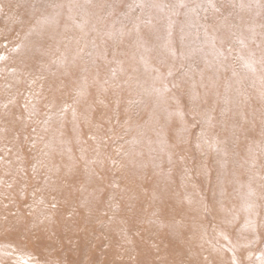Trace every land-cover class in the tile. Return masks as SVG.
<instances>
[{
    "label": "rangeland",
    "instance_id": "374dc122",
    "mask_svg": "<svg viewBox=\"0 0 264 264\" xmlns=\"http://www.w3.org/2000/svg\"><path fill=\"white\" fill-rule=\"evenodd\" d=\"M170 1L171 3H173L171 11L168 8L170 5ZM170 1L160 7V10L158 9L159 11H161V13L157 19H162L163 21V24H161V32L159 34L155 33L149 36L151 39V43L153 44V49L155 47L154 44L156 45V47L162 48L154 49V53L148 52V60L145 56L146 58H144L145 60L143 62V66L140 65L141 67L136 64L128 68H125L122 65H116L117 63L112 60L111 56L105 57L103 61H96V56L99 53L97 48L98 44L96 43V38L98 36L96 33L97 27L101 26L108 29L109 26H111L108 20L117 17V15L122 12V9L127 4V0H117L118 3L116 2V6L112 7L111 5L109 6L110 8L106 7V9H104V12H102V16L107 20V24L104 25H93V23H91L90 15L86 14L84 11L79 12L76 17H73V23H67L64 25L54 21L53 24L55 29L65 31L68 40H82V43L76 47V53L78 52V56H65L63 57L62 61L56 62L58 65L55 63L56 65L54 66V63H52L50 60L41 61L39 67L35 66L36 69H29V73H34L36 71L35 73L38 74L39 71L37 70H41V73L47 74L56 72L66 73L65 71L72 69L74 66L82 67L84 65L86 70L85 73L81 74V76L78 75L80 82L83 85L88 84V81L90 80L89 72H93L102 64V66L114 70H124L127 72L126 74L131 75V77L133 76V74L138 75L139 80L143 86L142 89L139 90L140 93L145 95V97L143 98L144 102L142 100H138L137 98L134 99L135 104L133 100H128L129 103L133 102L135 107L133 106V104H131V107L127 106L125 112L124 104L121 101L122 99L119 102L109 99L103 100L102 103L106 105L100 104V108L107 107L108 109H110V111H108L107 114L103 113L100 118L96 115L93 116V114L89 117L84 116L86 122L84 121L82 123H79L77 126L88 130L89 127H92L97 123L98 125H96L98 127L94 125L96 129L100 128L99 130L103 132H105V130L103 129H106L107 137L104 138V136L101 138L100 135L94 136L92 134H88V137L84 142V146L86 147L85 151L87 152H85L86 154L84 153L81 157L83 161L82 163H80L81 159L79 160V158L75 154V149L70 150V154L66 159H64V157L48 155L50 158H47V160L49 161L48 163H50L51 161H55L56 165H62L64 160L70 161L72 163L74 162V160H76L81 164L72 166L71 170L66 173V176H71V178L76 176L75 178L79 179L76 182L77 184H74V187L69 179L66 180V183H64L63 185L64 190L71 191V196H74V194L81 189L90 187L91 184L98 181H104L109 185V173L111 171L121 172L123 179L120 185H118L117 182L115 183L118 186L117 188L120 190L119 191L116 188L115 193H122L126 188L127 191H131L136 186H143L142 189H147L146 193L144 190L139 189V195L141 194V196L140 199L138 197L137 200H142V202L145 201V203L147 200H149V198H151V195L149 194L151 193L152 189H156L160 193L171 192L175 194L176 192H178L177 194L178 196H180V198L184 196L183 198L185 199V202H183V204L180 200L175 203L179 204L177 207L178 210L172 208L169 210L164 209L163 211L165 213V217H174L173 219H175L176 217V220H181L177 223L172 222V226L174 224L180 226L179 223H183V225L187 228L186 239L184 243L180 241H178L177 243L176 240H174V242H176L175 245H171V243H169L162 247L156 246V244L154 246H151L152 250H156L158 252L163 251V258L167 256V260L163 261L162 263L264 264V178H262V173L264 171V122L258 130H254L252 129V127L246 130L247 125L250 124L248 121H244L241 113L236 118L227 120L223 118V122L220 123V130L218 131V133L223 137L224 140L227 141L228 144L226 143V145L220 147L222 152L217 151V149L214 148L212 144L201 141L199 126L197 124L198 122H190L193 114H189L187 111L183 110V107L180 109L182 110V112H180L178 108H173L172 111L170 110V112L165 109V105H173V98L171 99V103L170 96H176L179 98L180 103L182 102L183 96L181 95L184 86L175 88V85L173 84L177 82V78L181 79L184 76H187L189 72L187 73V71H185V67L179 70H172L170 68L164 67L160 64V62H157L161 61L165 56L170 55L166 53L168 49L169 51H171V53L179 49L180 44L175 43L176 33L174 28L175 26H177V24L186 22L188 26L192 27H190L192 33L196 34V31H198L199 28V32L203 33L202 36L198 34V36L196 35V37H194L192 40L188 39L189 43L187 42L190 46L193 47L194 50H196L193 52L199 53L198 55H196L198 59H203L211 72H214L215 68L212 69L211 67H209L210 64H213V66H216L218 68H223L227 71H232L235 66L233 63V55L235 56L236 61L239 62L241 58L240 54H236L237 52L234 51V53H232L230 56L231 59L229 56L227 59H221L222 57L217 55V60H212L211 58H209V56H207V52L211 51L210 49L220 48V50H222V53L226 57L228 51L231 50V37H229L227 27L223 26L222 24L223 22L230 20L232 13L237 14L240 11V0H207L205 8L209 10V15L205 17L206 19H200V17L192 19L189 15L191 12H186L183 8L184 4L182 3V1L184 0ZM89 2L93 1L89 0ZM156 2L157 0H149V4L146 7L144 3H142L141 6L138 5L140 8L136 6V14L138 16H144L145 21H152V18L155 14ZM262 3L264 4V0H262ZM193 4L194 1L192 3H189V5L191 6ZM90 5V8L93 7L97 9V7L93 6L94 4ZM3 10L0 13V16L3 15L4 19L5 13L3 12ZM164 13L170 14L168 17L170 18L169 21ZM261 18L262 17H259L258 15L255 16V20L257 22L260 21ZM3 19L0 17V30L5 26L7 27V29L9 28V26L5 25V21ZM76 23H78L77 26ZM213 24L214 27L217 26V24L219 25L218 38H214L210 36V34L209 38L205 36L208 35L207 32L210 30V26ZM166 27H168L167 34L163 35V30ZM85 28V32L81 33L82 29L84 30ZM77 29L79 31H77ZM127 30L124 29L125 33ZM104 36L108 38L107 35L104 34ZM137 38L139 40V37ZM7 43H9V41L7 40V35L5 38H0V44L5 45ZM235 43H237V39L233 41V44ZM34 51H37V49H34ZM6 52V50L0 52V55L4 56L2 58L5 60L12 59L13 56L5 55ZM242 54L244 55L248 53ZM250 54L252 53L250 52ZM153 56H155V61L153 60ZM99 61H101V64L97 63ZM149 61L153 63V66H150L151 63H149ZM176 61L179 65L181 59L177 56ZM258 63L260 69H264V62L260 61ZM57 67L59 70L57 69ZM54 69L57 70L54 71ZM239 75L233 74L232 76H230L237 77V81L236 83L228 81L223 91L226 90L227 93H231L233 89H235L239 94H242L244 91L251 92V89L254 87L252 79L248 77L246 79L242 76L239 77ZM156 78L157 80H155ZM61 79L62 81H65L64 79H66V77H63ZM7 84L8 83H6V86ZM1 86L2 84L0 83V87ZM77 87L78 86H75L71 89H60L59 91H56V89L54 88V90L47 88L44 90V92L46 94L52 93L55 97L67 98L68 100H70L77 97L79 91L81 90L80 88L77 89ZM256 87L261 88L260 86L255 85V89ZM3 88L5 87L3 86ZM36 88H38L37 84ZM163 89L165 90V94L163 93L164 96L161 94V92L164 91ZM88 90L91 94H94L93 88L91 86L88 87ZM139 90L136 92L138 93ZM121 97L122 96L120 95V98ZM140 101H142L143 103H141ZM154 103L155 105L158 104L157 106H159L160 104L162 105V108L159 109L160 116L163 118V120L165 118H168L169 126L171 128L177 127L178 135L169 138L170 144H185L187 146V144L191 143V140L198 142V145L204 151V158L200 153H193L191 161L186 158L183 161H175L173 157L167 156V150H164V146L161 140H152L147 137V139L142 138V140L137 144V148L139 149L149 147V149L155 155L153 160L149 164H146L143 161H133L126 164V161H124V156H119V154L124 150L123 147L127 143L126 140L133 136V129H131V131L129 129L125 133V130L120 129V125H123L125 120L127 123L131 122L132 126H134L135 128L137 126H140V121H142L143 115H140V113L138 112L142 111L143 113H146L147 109L150 106L154 105ZM235 107L241 110L240 106L236 105ZM64 108L66 110L63 109L59 112L58 119H61L63 117L62 119L66 120V115H69L67 111L69 107L65 106ZM251 108L254 111L257 110L258 112L259 105L258 107L251 106ZM50 109H53V106H51ZM221 111L226 112L228 117V113L231 112V108H227L226 106V109L223 107L221 108ZM110 112L112 113V115ZM29 113L32 114L31 111ZM37 113L35 112L36 115ZM44 113V107L41 106V121ZM181 116L184 119L187 118L185 120L188 121V125L186 124V126H188L187 129L186 126L184 128L181 125ZM2 118H5L4 123L9 127H16L20 122L19 119H17L13 114V112H10L8 110H5V112H1L0 119ZM115 119L121 120L116 122ZM90 121L93 123H91ZM132 121H134V123ZM155 121L156 123H154ZM113 122L116 123L113 124ZM160 122H162V120L159 117H157L156 120L153 118H146L143 124L151 125L159 124ZM112 126H118L119 129H112ZM45 128L48 127L46 126ZM56 128L58 129L59 126H57ZM110 134L112 135L110 136ZM16 140L17 138L14 136L11 137V139L6 137L4 139V136H0V145L2 146V148L0 149V216L4 218V224L2 227H0V264H131V260L127 258L125 253V251H127L128 245H133V243L135 244L136 242L138 243L141 238H147L148 235L158 236L160 234L158 237H160L161 235L165 236H161V238H166L167 235H169V233L166 234V232L168 231L167 227H157V230L154 228L156 231L154 229V231L147 230L146 232L143 230L146 223L145 221L148 222L150 220V218L148 220V217H151L150 214L148 216L147 212L150 211L149 213H152L153 211L151 210H153L154 208L153 205H149L145 206L144 213L148 217H145L146 215H143L138 219L137 217H130V220H135L132 222L128 219L129 221L127 220L124 223L125 228L124 230H122V235L118 236L117 233L113 232V234L111 233L110 236V238L112 237L110 239L111 242H107L105 235V233L107 232L105 228L112 225V223L114 224V222L116 221L113 220L112 222L107 214L104 215V213H102L100 216H97V214L101 212L103 196L104 194H107L109 190L106 189L107 192L105 191L104 193L99 195L98 199L94 196H91V199L88 197H83L78 200H71L66 198L68 200L67 202H69L70 204V210L67 212L65 211L66 213L63 212L64 214L60 211L62 214L59 212L58 215V213L56 212L57 210L52 209V207L46 208V202L48 200L50 201V199L52 198V192L46 191L45 188L48 187L47 184H49V186H55L54 184L56 178L55 176L48 175L47 172L42 170L41 191H43V194H45L46 197L44 198L47 201L43 199V201L45 202V204H43L44 202H42L41 199V209L45 210L41 212L40 216L42 222H45V224L48 225V228H42L41 224L43 223H40L38 221L37 224L39 225V228L33 226V228L31 229L30 223L32 221H30L29 218V210L32 207L40 205L35 203L34 206H31L32 199L29 198V194L27 193L28 188L27 191L21 194L17 193V188L19 181L22 180V178L20 177L21 173H25L29 168H31L33 162L32 159L23 160L22 165L19 169H17L18 167L15 166L14 161H10V157L15 160V157L21 155L23 156V154L27 155L25 153L29 152L28 149H32L34 145L32 147H27L26 150H23L22 147L21 150L16 152L12 147V145L16 143ZM176 142L180 143L176 144ZM198 145L197 148L199 147ZM180 152L181 150L177 149V151L174 152V155H177ZM99 153H105L103 154L104 156L108 154L107 158H105L107 160H105V165H107L108 163L109 164L107 166H101L102 168L100 167L96 170V164L94 161H96L97 158L94 157ZM109 155L110 159L112 156L119 158L116 161L115 159L111 161L110 159L108 160ZM199 155L200 158H198ZM209 158H211L213 161V167H209ZM142 163H145V165H141ZM214 163H219L225 168H218ZM43 164L45 163H43L41 160V165H36H38V168H40L41 166V168L43 169ZM119 166L122 167L120 168ZM179 170L181 172H184L183 174L186 175L187 180L181 179V181H173L170 178H166L168 177L167 175L170 176V174L178 173ZM76 173H79L78 177ZM91 173H94L97 177H95V175L93 174V176H90ZM6 177H8L9 181L8 179H5ZM154 178L155 181L154 183L152 182V188L150 181ZM32 183L33 182L30 181L29 185L32 186ZM75 185H77V187ZM195 185L197 186V189H199V191L191 190V187ZM209 189H211L210 192ZM243 190L246 191L247 194H243ZM215 191L217 192V195H215ZM162 200L167 203V200L165 198ZM186 200L187 202H189L188 200H190V202H192V200L196 202L198 201V203H202V207L204 204L205 208H202L203 215L197 214L192 210V207H188L187 205H190L191 203H186ZM94 201H96L95 205ZM97 201H100L101 204ZM59 205L63 204L60 203ZM206 206L210 209H215V207H223L224 210L222 213L214 214V212H206V210H208ZM82 210H85V213ZM92 212L95 213L93 214ZM74 214L75 217L73 216ZM76 214L78 215V217L76 216ZM141 219L142 223L140 222ZM168 221L171 220L169 219ZM190 221L194 222L190 223ZM134 222H137L136 226ZM61 229L65 230L62 231ZM174 229L176 228L171 229V231H173ZM112 230H114L113 227ZM103 231H105V233ZM118 238L119 242L121 240V253H117V255L115 253V250L113 249V245L116 243V246H114L117 247ZM107 243L110 244L111 248H108L109 245H106ZM84 247L86 248L84 249ZM106 248H108V250ZM137 260H139V258H137ZM155 262L156 261H153L151 263L155 264Z\"/></svg>",
    "mask_w": 264,
    "mask_h": 264
},
{
    "label": "bare ground",
    "instance_id": "6f19581e",
    "mask_svg": "<svg viewBox=\"0 0 264 264\" xmlns=\"http://www.w3.org/2000/svg\"><path fill=\"white\" fill-rule=\"evenodd\" d=\"M92 1L93 2H89V0H0V13L3 9V12L5 13L4 19L3 15H1L0 17L5 21V25L9 26L8 29L5 26L0 30V38H5L7 35V40L9 41V43L5 45L0 44V52L6 50L7 52L5 55L13 56L12 59L5 60L2 58L4 56L0 55V83L2 84V86L0 87V114L2 111L5 112V110H8L10 112H13L16 118L20 121L18 126L9 127L4 123L5 118L0 119V136H4V139L5 137L9 139H11V137L13 136L16 137V143L12 145L14 151L16 152L21 150L22 147L23 150H26L27 147H32L34 145L32 149H28L29 152L25 153L27 155L23 154V156L21 155L15 157V160L10 157V161H14L15 166L18 167L17 169L20 168L23 160L32 159L33 163L31 165V168H29L25 173H21L20 177L22 178V180L19 181L17 188V193L19 194L24 193L28 188L27 193L29 194V198L32 199L31 206H34L35 203L40 205L42 202H44V197H46L45 194H43V191H41V170L47 172L48 175L55 176L56 178L54 184L55 186H49V184H47V188L50 189L45 188L46 191L52 192V194L50 193L52 196L50 201H47L46 199L45 201H47L46 208L52 207V209L57 210L56 212L58 213V215L60 211L63 213L70 210V204L69 202H67L68 200L66 198L71 200H78L83 197L90 198L91 196H94L98 199L99 195L109 190L107 194H104L103 196L101 212H99L98 214L96 212L97 216H100L102 213H104V215H108L109 219L112 222L113 220L116 221L114 222V224L112 223V225L105 228L107 233L103 231L106 235V241L109 243L111 242L110 239L112 238H110L111 233H117L118 236L122 235V230H124L125 228L124 223L130 217H137L138 219L143 215L145 216V206L153 205L154 208L153 210H151L153 212H147L148 216L150 214L151 217H148L147 215L145 216L148 217V220L150 218V220L148 222L145 221L146 223L143 230L146 232L147 230L152 231L157 227H167L168 231L166 232V234L169 233V235H167L166 238H161L162 235L158 237L160 234L158 236L148 235L147 238H141L138 243L136 242L135 244L133 243V245H128L127 251H125V253L127 258L131 260V264H152L151 262L153 261H156L155 264H165L162 262L167 260V256L163 258V251L158 252L156 250H152L151 246H154L156 244V246L162 247L169 243H171V245H175L176 242L178 243V241L184 243L186 239L187 228L183 225V223H179L180 226L175 224L172 226V222L177 223L181 220H176V217L175 219H173L174 217H165V213L163 212L164 209L169 210L173 208L178 210L177 207L179 204L175 203L180 200L183 204V202H185V199L183 198L184 196L180 198V196H178L177 194L178 192H176L175 194L171 192L160 193L156 189H152L151 193L149 194L151 195V198H149V200H147L145 203V201L142 202V200H137V198L139 197L140 199L141 196V194L139 195L138 190H144L142 189L143 186H136L131 191H127L126 188L122 193H115L116 188L118 187L115 183L117 182V184L120 185V183L123 181L121 172L119 171H111L109 173V185L104 181H98L91 184L90 187L81 189L80 191L75 193L74 196H71V191H66L63 187L64 183H66L65 181L68 179L69 181H71V184H73V187L74 184H77L76 182L79 180L75 178L76 176L72 178L71 176H66V173L71 170L72 166L83 162L81 157L85 152H87L85 151L86 147L84 146V142L86 141L88 134H92L94 136L100 135L101 138L104 136V138L107 137L106 129H103L105 130V132L100 131V128H97L98 130L96 129V127H98L97 123V125L94 124L96 125V127L93 125L92 127H89L88 130L78 127L77 125L85 121L84 116L89 117L93 114V116L96 115L100 118L103 113L107 114L110 109H108L107 107L100 108V104H104L102 103V101L105 99H109L112 101L116 100L118 102L122 99L121 101L123 102L125 107L124 112L126 111L127 106L133 104L134 99L137 98L138 100L143 101L145 95L140 93L139 90L143 87L142 83L139 80V76L133 74V76L131 77V75L126 74L127 72L124 70H114L104 67L101 64V61L97 62L101 65L96 70H94L93 72H89L90 80L88 81V84L83 85L81 84L78 75L81 76V74L85 73L86 70L84 65H81L82 67L74 66L72 69L65 71L66 73L56 72L47 74L41 73V70H37L39 71L38 74L35 73L36 71L34 73L28 72L29 69H36L37 66L39 67L41 61L44 60H50L52 63H54V66L57 64L56 62L62 61L63 57L65 56H78V52L76 53V47L82 43V40H68L65 31L55 29L53 24L54 21L64 25L67 23H73V17H76L79 12L84 11L86 14L90 15L91 23H93V25L96 26L107 24V20L102 16V12H104V9H106V7H109L111 5L112 7L116 6L117 0ZM168 1L170 0H157L155 4V14L152 18V21L147 20V22L145 21L144 16L142 17V15L138 16L136 14L135 7L138 5L141 6L142 3H144L146 7L149 4V0H127V4L122 9V12L118 14L117 17L108 20L112 27L109 26L108 29L101 26L97 27L96 33L98 36L96 38V43L98 44L97 48L99 53L96 56V61H103L105 57L111 56L112 60L117 63L116 65H122L125 68L132 67V65L135 64L138 66H143V62L145 60L144 58H146L150 52L154 53V49L162 48L156 47V45L154 44L155 47L153 49V44L151 43V39L149 36L155 33L159 34L161 32V24H163V21L162 19L157 18L161 13V11H159L161 9L160 7L167 4ZM191 1H194V4L192 6L189 5V3H192ZM206 1L207 0H184L182 1V3L184 4L183 8L185 9V11L191 12L189 15L192 19L198 17H200V19H206L205 17L209 15V10L205 8ZM90 4H94L93 6L97 7V9L93 7L90 8ZM239 4L240 11L237 14L232 13L230 20L225 21L222 24L223 26L227 27L229 37H231V50L228 51L226 57L219 47V49H210L211 51L207 52V56H209V58H211L212 60H217V55L222 57L221 59H227L228 56L230 57L231 54L234 53V51L237 52L236 54H240L241 58L239 62L236 61L235 56L233 55V63L235 66L232 71H227L223 68H218L216 66H213V64H210L209 67H211L212 69L215 68V71L211 72L204 60L198 59L196 55H198L199 53L193 52L196 50H194L193 47L188 44V39L192 40L194 37H196V35L198 36L199 34L200 36H202L203 33L199 32L200 28L198 31H196V34L192 33L190 30L191 26H188L186 22L179 23L174 28L176 33L175 43L180 44L179 49L175 50L173 53H171V51H169L168 49L166 53L170 55L165 56L161 61H157L166 68L179 70L185 67V71H187V73L189 72L187 76H184L181 79L177 78V82L173 84L175 85V88L184 86L182 95L180 94L181 96H183L182 102L180 103L178 97L170 96L171 103V99L173 98V105L171 103L170 106L165 105V109L170 112V110L172 111L173 108H178L180 110L183 107V110L187 111L189 114H193L190 122H198L197 124L199 126L201 141L212 144V146L216 148L217 151L221 152L222 150L220 147L226 145L227 143V141L224 140L223 137L218 133V131L220 130V123L223 122V118L226 120L236 118L241 113L244 121H248L250 124L247 125L246 130L251 127L254 130H258L264 122V69H260L258 63L260 61L264 62V9H262L264 8V4L262 3V0H240ZM172 5L173 3H171L170 1V5L168 7L170 11L172 9ZM138 8L140 7L138 6ZM164 14L166 15V18H168L170 15L167 13ZM256 15L262 17L258 22L255 20ZM169 20L170 18H168V21ZM77 24L78 23H76V26ZM218 27V24L215 27L214 24L211 25L210 30L207 32L208 35L205 36L209 38L210 34V36L218 38ZM124 29H128L126 33ZM85 30L86 28L84 30L82 29L81 33H84ZM77 31L79 30L77 29ZM167 31L168 27L164 28L163 35L167 34ZM104 34L107 35L108 38L104 36ZM137 37H139V40ZM235 39H237V43L233 44V41ZM34 49H37V51H34ZM250 52L252 54H250ZM242 53L248 54L243 55ZM177 56L181 59L179 65L176 61ZM154 58L155 56H153V60ZM149 63H151V61H149ZM150 66H153V63H151ZM57 69H54V71H56ZM233 74H240L239 77L242 76L246 79L247 77L251 78L252 83L254 84L251 92L244 91L242 94H239L235 89H233L231 93H227L226 90L223 91L228 81L236 83L237 77H230ZM63 77H66L67 80L64 79L65 81H62L61 78ZM155 80H157V78ZM6 83H8L7 86ZM35 83L37 84L38 88H36ZM255 85L260 86L261 88L256 87L255 89ZM3 86L5 88H3ZM75 86H78L77 89L80 88L81 90L79 91L77 97L70 100H68L67 98L55 97L52 93L46 94L44 92V90L47 88H54L56 89V91H59L60 89H71ZM89 86L93 88L94 94H91L88 90ZM138 90L139 92L137 93L136 91ZM163 93L165 94V90L161 92V94L164 96ZM120 95L122 96L121 98ZM128 100H133V102L130 101L131 103H129ZM142 101L140 102L143 103L144 101ZM157 105H155L154 103V105L150 106L147 109L146 113H143L142 111L138 112L140 113V115H143L142 121H140V126H137L135 128L134 126H132L131 122L127 123L125 120L123 125H120V129L125 130V133L129 129L130 131L131 129H133V136L130 137L129 135V139L125 138L127 139V143L123 147L124 150L122 149L123 151L119 154V156H124V161H126V164L133 161H143L146 164H149L153 160L155 155L149 149V147L139 149L137 148V144L142 140V138L147 139V137L152 140H161L164 146V150H167V156L173 157L175 161H183L185 158L191 161L193 153H200L204 158V151L198 145V142L191 140V143L187 144L189 141L188 139L186 143L187 146L185 144L178 145L177 143L180 142H176L177 145H175V143H173L172 145L170 144L169 138L178 135V130L177 127L171 128L169 126L168 118H165L163 120V118L160 116L159 109L162 108V105H159L161 107ZM236 105L240 106L241 110L235 107ZM258 105V112L257 110H252L251 106L258 107ZM41 106H43L45 110V113L42 116V121ZM51 106H53V109H50ZM65 106L69 107V109H67L69 115H66V120L62 119L63 117L61 119H58L59 112L65 109ZM226 106L227 108H231V112L228 113V117L226 112L221 111V108L224 107L226 109ZM30 111L32 114L29 113ZM35 112L37 113V115L35 114ZM180 112H182V110H180ZM156 115L162 120V122H160L159 124L151 125L143 124L146 118H153L156 120ZM186 119L181 116V125L184 128L186 124L188 125V121H185ZM120 120L115 119L116 122ZM116 122H113V124H115ZM132 122L134 123V121ZM154 123H156V121ZM46 126L48 128H45ZM57 126H59L58 129L56 128ZM187 128L188 126H186V129ZM112 129L119 128L118 126H112ZM111 135L112 134H110V136ZM55 137L58 140H56ZM197 145L199 146L198 148ZM1 148L2 146L0 145V149ZM72 149H75V154L77 155L79 160L81 159L80 163L76 160H74L73 163L64 160L62 165H56L55 161H51L50 163H48L49 161L47 160V158L50 159L48 155L64 157V159H66L70 154V150ZM177 149H180L181 152L177 155H174V152L177 151ZM103 154L105 153H99L94 157L97 158L96 161H94L96 164V170L106 164L107 160L105 158H107L108 154L105 156ZM118 158L119 157L116 158L115 156H112L110 159V155L108 156V160L110 159L111 161L113 159H115L116 161ZM198 158H200V155L198 156ZM41 160L43 163H45L43 164V169L41 168V166L40 168H38V165H41ZM212 162V159L209 158V167H213ZM35 163L38 165H36ZM145 163H142L141 165L144 166ZM214 164L218 168H225L219 163ZM183 173L184 172H181L179 170L178 173L170 174V176L167 175L168 177L166 178H170L173 181H181V179L187 180L186 175ZM78 174L76 173L77 177ZM92 174L95 175L94 173H91L90 176H93ZM262 176V178H264V171L262 173ZM95 177L97 176L95 175ZM5 179H8V177H6ZM30 181L33 182L32 186L29 185ZM154 181L155 178L150 181L152 188ZM196 185L191 187L192 191H199ZM75 186L77 187V185ZM117 190L119 189L117 188ZM146 190H144L145 193ZM210 190L211 189H209V192ZM243 194H247V192L243 190ZM215 195H217L216 191ZM164 198L167 200V203L162 200ZM136 200L139 202H137ZM188 201L189 202H187L186 200V203H191L190 205H187L188 207H192V210L197 214L203 215L202 208H205L204 204L202 207V203L200 204L198 203V201ZM94 202L95 205L96 201ZM97 202L101 204L100 201ZM60 203H62L64 206L59 205ZM43 204H45V202ZM206 208L208 209L206 210V212H214V214L222 213L224 210L223 207H215V209H210L206 206ZM44 210L45 209H41V205L30 208L29 218L30 221H32V224L30 223L31 229L33 228V226L39 228L37 222H42L40 214ZM82 211H84L85 213V210ZM73 216L75 217V214ZM76 216L78 217L77 214ZM169 219L171 221H168ZM3 220L4 218L0 216V227H2L4 224ZM140 222L142 223V219ZM193 222L194 221H190V223ZM42 223V228H48V225L45 224V222ZM134 223L136 226L137 222ZM112 227L114 230H112ZM173 228L176 229L171 231V229ZM61 230L63 231L65 229ZM162 237L165 236L163 235ZM174 240H176V242H174ZM117 242V247H115L116 243L114 244L115 246L112 244L116 254L121 253V240L119 242L118 238ZM106 245H109L108 248H111L110 244L107 243ZM85 248L86 247H84V249ZM108 248L106 249L108 250ZM137 258H139L140 261L137 260Z\"/></svg>",
    "mask_w": 264,
    "mask_h": 264
}]
</instances>
